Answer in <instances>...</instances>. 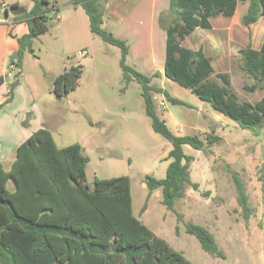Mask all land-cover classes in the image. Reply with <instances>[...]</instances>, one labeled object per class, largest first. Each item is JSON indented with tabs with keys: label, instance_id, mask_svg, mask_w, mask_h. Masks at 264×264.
I'll list each match as a JSON object with an SVG mask.
<instances>
[{
	"label": "rangeland",
	"instance_id": "374dc122",
	"mask_svg": "<svg viewBox=\"0 0 264 264\" xmlns=\"http://www.w3.org/2000/svg\"><path fill=\"white\" fill-rule=\"evenodd\" d=\"M14 1L6 0L9 5ZM19 1L24 7L32 2ZM74 1L56 0L58 12H52V26L35 39L34 54L29 50L24 52L23 73L33 92L34 106L23 116V122L19 120L23 112L1 111L0 149L7 153L32 129L47 127L59 146L76 141L83 144L90 158L87 179L91 185L96 176H130L135 214L194 263L264 264V125L258 134L242 128L189 88L167 78L164 70L162 73L166 26L173 18L166 11L170 0H156L155 4L153 0H143L135 8L131 0H121L125 20L119 33L132 43L127 63L152 75L151 84L190 103L174 104L164 94L154 92L157 111L176 134H198L204 138L212 133L222 138L206 150L184 146L186 153L194 156L190 171L199 188L189 186L187 194L176 202V210L183 215V220L179 221L176 212L163 204L162 188L155 189L148 198L150 190L145 180L148 174L157 178L166 176L170 162L166 157L172 143L153 129L141 84L134 80L126 85L120 65L121 48L94 34L89 16ZM248 6L249 1H240L234 16L212 17V28H196L184 44L203 45L215 66L213 78H217L218 72H229L232 87L240 99L256 102L264 96V88L250 89L253 79L243 69L241 49L250 44L260 48L264 40V15L246 25L243 17ZM153 11L157 17L154 48L150 43ZM2 46L0 35V48ZM79 49L87 50L89 56H79ZM79 63L84 68L75 90L60 97L50 90L55 74L64 72L65 65L70 68ZM17 74L15 71L14 81ZM21 88L25 92L26 84ZM13 93L10 89L4 103L9 102ZM20 100L18 97L17 105ZM162 100L167 101L166 107L161 105ZM14 151L9 158L14 156ZM234 174L240 176L249 196L252 206L249 218L244 216L238 201ZM8 188H15L13 180L9 181ZM145 203L149 209L143 212ZM187 222L203 224L213 232L225 258L205 251L199 240L185 230ZM178 225L179 232L176 231Z\"/></svg>",
	"mask_w": 264,
	"mask_h": 264
},
{
	"label": "trees",
	"instance_id": "16d2710c",
	"mask_svg": "<svg viewBox=\"0 0 264 264\" xmlns=\"http://www.w3.org/2000/svg\"><path fill=\"white\" fill-rule=\"evenodd\" d=\"M103 1L74 3L84 8L94 34L121 48L120 65L126 85L134 80L141 84L153 129L172 143L166 176L148 174L145 180L150 190L148 198L155 189L162 188L163 204L182 221L176 202L185 196L189 186L199 188V183L191 178L190 162L194 156L186 153L184 146L206 150L222 138L212 133L204 138L174 133L158 113L153 93H164L174 104L190 103L151 84L152 75L127 63L128 43L103 26ZM240 1H249L243 17L246 25L264 15V0H170L166 11L173 18L166 26L164 75L189 88L242 128L258 134L264 125V96L256 102L241 100L232 87L229 72H218L213 78L215 67L204 48L193 49L182 43L196 28H212V17L234 16ZM33 2V7L21 14L29 30L17 37L19 56L10 61L19 68L23 66L24 52L34 53V39L49 30L52 12H58L53 0ZM18 6L17 2L12 4L14 9ZM241 53L243 69L253 79L250 89L264 88V40L260 48L250 44ZM83 68L81 64L72 65L56 75L51 90L59 96L75 90ZM17 83H12L11 93ZM90 123L94 124L91 120ZM89 161L82 143L59 146L52 131L41 127L17 147L10 168L0 163V264H196L134 213L130 176H96L91 185L87 179ZM233 178L243 214L249 218V196L240 176L234 174ZM10 180L15 183L13 190L8 188ZM147 206L145 203L142 211ZM185 230L199 240L205 251L225 258L215 234L205 225L187 222ZM176 231L179 232V225Z\"/></svg>",
	"mask_w": 264,
	"mask_h": 264
},
{
	"label": "crops",
	"instance_id": "0c3cea01",
	"mask_svg": "<svg viewBox=\"0 0 264 264\" xmlns=\"http://www.w3.org/2000/svg\"><path fill=\"white\" fill-rule=\"evenodd\" d=\"M53 1L56 2V0H53ZM131 1L133 3L132 4L133 8L138 7L139 4L143 2V0H131ZM2 2H6V0H2L1 4H2ZM14 2L19 3L20 6H18V7H16L14 9V8H12V5L10 4L9 8H8V10L6 12H2L0 10V12L2 13V16H0V30H1L0 35H1L2 40H3V46H2V48H0V76L3 75V74L6 76L4 84L0 85V113H1V111L5 110V109L8 110V111H12V110L18 111L19 113L23 112V114H21V118L19 119L20 122H23V120H24L23 116L26 113L32 111V108L34 106L33 97L31 95L33 92L31 90L30 85L27 84L28 83L27 79L24 78L25 77L24 73H23L24 61H23V66L21 68L17 69V71H18L17 76L18 77L16 79L18 81V86H16L14 88V93L11 96V99H10L11 101H9L8 103H4L5 100L9 96L8 95L9 94V90L11 89L12 83L14 81L13 80L14 78L12 76L7 77V74H8V71H9V65L11 63L10 62L11 61L10 60V57H11L10 54L12 52H14L15 50L18 51V49H19V43H18L17 37L27 33L28 30H29V27H28V24H27L26 20L21 16V14L25 13L24 10L22 9L23 4L19 0H15ZM155 2H156V0H153V4H155ZM103 3H104V7H103L104 23H103V26L106 27L108 30L112 31L117 37H119L121 39L125 38L124 40H126V42L129 43V46H130V50H129V54H128V58H129L130 55H131V52H132V48H131L132 47V43L129 40V38H127V36L123 35V33H119V31H120V29H121V27H122V25L124 23L123 21L125 20V17H124L125 11L122 9V7L124 5L122 4L121 0H104ZM33 5H34V2L32 0V2L29 4V6L25 7V8L28 11V10H30L33 7ZM71 5H73V4L71 3ZM10 12L12 14H10ZM152 16H153V18H152L153 22L151 24V29H150V32H151L150 33V35H151L150 43L153 44V48H154L155 45H154V36L153 35L155 33V30H156V28H155V19L157 18V17H155L156 16L155 11L152 12ZM6 18H9L11 21L15 20V22L13 24L9 23V22H6L5 21ZM131 36L133 37L134 34H131ZM35 39H34V42H35ZM185 39L182 42L183 44H184ZM33 46H34V43H33ZM188 47L193 48V49H198L200 47H203L205 52H206V54L207 55L209 54L206 51V48L203 45H201V44L198 47H191V46H188ZM219 55L220 54L218 53V56ZM23 56H24V54H23ZM79 64H81V63H79ZM212 64L214 66L213 62H212ZM131 65L132 66H137V65H134V64H131ZM68 68L69 67L67 65H65V70H67ZM163 70L164 69H162V73H163ZM58 74H60V73L55 74V76L58 75ZM29 82H30V80H29ZM25 84L27 86V89L25 90V92H23L24 88H21V87L24 86ZM162 94H164V93H162ZM18 97H20V99H22V100H20V104L19 105L16 104V100H17ZM164 101L166 102V106H167V101L166 100H164ZM19 109L21 111H19ZM92 122L94 123V121H92ZM41 127H44V126H38L35 129H32V131L28 133V135L26 136V138L22 142H24L35 130H37V129L41 128ZM21 143H19V144L17 143V146L11 148L7 153L4 152V149H2V150L0 149V163H3L4 166L7 169L11 167V165H12V163H13L15 157H16V149ZM13 151H14V156L12 158H9L10 154ZM167 159H170V158H167ZM170 162H171V159H170ZM170 162H169V164H170ZM167 169H168V167H167ZM162 178H164V177H162ZM191 178H192V175H191ZM194 182H196V181H194ZM185 194H187V189H186ZM148 209H149V206H147L146 209L143 212H146ZM134 213H135V211H134Z\"/></svg>",
	"mask_w": 264,
	"mask_h": 264
},
{
	"label": "built area",
	"instance_id": "2783aa9c",
	"mask_svg": "<svg viewBox=\"0 0 264 264\" xmlns=\"http://www.w3.org/2000/svg\"><path fill=\"white\" fill-rule=\"evenodd\" d=\"M0 8H1L2 12H6L8 10V8H9V4L7 2H2ZM54 12L56 13V11H54ZM5 21L9 22V23H12V24L15 22V20L11 21L9 18H6ZM77 53L81 57L89 56V54H90L85 49H79ZM18 68L19 67L15 63L11 62L10 65H9V71H8L7 77H10V76L14 77V72L17 71ZM161 105L163 107H166V102L164 100L161 101Z\"/></svg>",
	"mask_w": 264,
	"mask_h": 264
},
{
	"label": "water",
	"instance_id": "95a60500",
	"mask_svg": "<svg viewBox=\"0 0 264 264\" xmlns=\"http://www.w3.org/2000/svg\"><path fill=\"white\" fill-rule=\"evenodd\" d=\"M22 9L24 10V12L27 11V9H26L25 7H23V6H22ZM18 56H19V52L16 51V52H14V53L11 55L10 60L17 59ZM5 78H6V76H5L4 74L0 76V85L4 84V82H5ZM59 97H60V96H59Z\"/></svg>",
	"mask_w": 264,
	"mask_h": 264
}]
</instances>
